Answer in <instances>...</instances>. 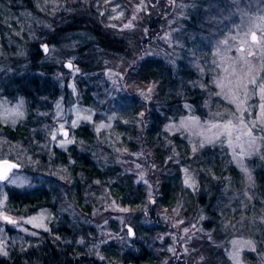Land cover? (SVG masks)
<instances>
[{
	"label": "rangeland",
	"instance_id": "obj_1",
	"mask_svg": "<svg viewBox=\"0 0 264 264\" xmlns=\"http://www.w3.org/2000/svg\"><path fill=\"white\" fill-rule=\"evenodd\" d=\"M261 18H264V0H0L1 79L4 81L13 76L11 69L15 63L19 68L16 73L21 74L27 66L25 61L33 44L40 41L38 45L44 53L42 46L48 44L49 51L45 54H49V60L59 66L54 81L60 88L54 104V115L59 124L50 130L52 142L67 148L70 142L68 128L97 121L96 134L100 135L102 144L105 143L98 146L100 156L117 161L146 189L145 203L139 209L119 205L105 192L92 201L96 206L91 217L86 219L92 231L87 242L90 253L93 252L97 260H104L103 245L122 244L129 237L135 238L138 219L142 221L139 226L143 240L149 243L163 264H249L244 255L257 246L254 237L244 233L247 227L244 219L236 226L225 225L229 233L225 237L227 245L223 246L218 235L204 228L205 214L194 213L191 218L179 221L176 218L180 212L158 206V176L152 168H147L146 150L142 147L140 135L135 138L136 150H130L121 144L117 134L110 132L116 109L121 110L128 103L139 101L147 103L143 108L152 111L151 104L157 99V90L150 86L142 92L134 82L138 76L136 70L132 69L127 76L129 68L120 60L103 55L91 63L92 58L87 53L84 63L78 65V50L89 39V30L94 28L102 35L129 43L132 57L137 55L138 45L141 46L137 41L139 38L143 56L161 58L173 67L184 58L188 65L195 67L199 78H208L214 84L218 98L206 118L195 114L182 116L175 129L192 143L193 149L223 144L229 161L240 174L238 180H233V185L236 189L240 185L247 192L253 187L254 171L264 158V131H261L264 111L260 108L264 99L258 87L249 84L247 89H238L237 84L247 83L253 76L258 82L264 77V32L255 27L257 24L264 26ZM191 24H194L192 28L189 27ZM78 25L87 28L68 29ZM253 32L256 41L252 40ZM52 41L54 44L51 45L49 42ZM189 42H193L195 48L183 51ZM67 63H72L73 68H67ZM88 63H91L90 69L85 65ZM133 84L134 92L130 90ZM86 90L92 101L88 106L84 97ZM2 94L0 90V121L14 125L24 117V104L19 98L8 100ZM65 101L69 104L67 109ZM253 121L260 127L253 128ZM136 123L141 133L143 124L141 121ZM213 124L221 127L212 128ZM224 125H228L230 135L217 138V133H225ZM249 128H253L251 136L247 134ZM12 146L0 135V157L3 155L4 159L20 166L7 180L0 181V252H6V255L14 248L27 249L41 231L49 228L52 219L49 209H41L30 216H17L9 209V192L65 179L50 166L41 173L43 165L40 161H29L30 157L21 156L27 155L25 149ZM5 149L9 154H4ZM19 159H27L29 163L21 164ZM187 176L188 181H194L192 175ZM63 187L65 200L61 214L66 213L74 221L81 214L69 198L66 186ZM244 191L239 196L233 195L231 200L232 204L241 203V212L247 209ZM252 206H249L250 211ZM33 217L37 219L28 223ZM259 217H248L256 228L260 218L262 223L264 220V216ZM38 223H43L44 227H35ZM224 254L227 259L222 261Z\"/></svg>",
	"mask_w": 264,
	"mask_h": 264
},
{
	"label": "trees",
	"instance_id": "obj_2",
	"mask_svg": "<svg viewBox=\"0 0 264 264\" xmlns=\"http://www.w3.org/2000/svg\"><path fill=\"white\" fill-rule=\"evenodd\" d=\"M193 26L191 24L189 27ZM74 27L68 29L87 28L86 25ZM89 31V39L78 50V65L84 63L87 53L92 58L91 63L103 55L120 60L129 68L127 76L132 69L136 70L138 76L134 82L142 92L150 86L157 90V99L151 104L152 111L144 109L147 103L139 101L128 103L121 110L116 109L110 132L117 134L121 144L130 150H136L135 138L140 135L142 147L146 150L144 157L147 168H152L158 176V206L163 210L180 212L176 218L179 221L191 218L190 215L194 213L205 214L204 228L218 235L223 246L227 245L225 237L229 233L225 225L236 226L239 220L244 219L247 225L244 233L254 237L257 246L244 257L249 264H264V220L262 223L260 218L264 216V158L254 171L253 187L247 192L240 185L236 189L233 180H238L240 174L229 161L223 144L193 149L192 143L175 129L182 116L195 114L206 118L209 108L215 107L218 98L214 84L208 78H199L195 67L188 65L184 58L179 59L177 66L173 67L161 58L143 56L139 38L137 41L141 46L138 45L137 55L132 57L129 43L102 35L94 28ZM39 42L29 48L25 61L27 66L21 74L16 73L19 68L15 63L11 69L13 76L4 81L0 76L3 97L8 100L19 98L25 108L24 117L16 124L0 121V135L9 140L11 148L15 145L25 149L27 155L22 157H30L29 161L32 162L40 161L43 165L41 173L50 166L65 179L9 192V209L17 216H30L41 209H49L52 219L49 228L41 231L27 249L14 248L8 255L0 252V264H163L149 243L143 240L139 226L141 219L136 221L135 238L129 237L122 244L103 245V261L97 260L93 252L90 253L87 239L92 231L86 219L91 217L96 206L92 201L105 192L119 205L139 209L144 205L147 193L143 184L137 182L131 173H126L117 161L105 160L100 156L98 146L103 141L96 134L97 121L68 128L70 142L67 148L52 142L50 130L59 124L54 115V104L60 89L54 76L59 66L49 60L50 55L41 50ZM49 43L54 44L53 41ZM193 45V42H189L183 51L195 48ZM91 63L85 64L87 69H90ZM134 87L133 84L132 92ZM65 89L68 90L67 87ZM88 92L86 90L84 94L86 106L92 103ZM64 106L67 109L69 104L65 101ZM140 121L143 124L141 133L136 123ZM6 153L8 151L5 149ZM0 159H4L3 155ZM19 162L24 165L29 163L27 159H19ZM189 174L193 176V182L187 180ZM63 186H66L69 198L81 214L74 221L66 213L61 214L65 200ZM243 191L247 195L244 201L247 209L241 212V203L232 204L231 200L233 195L239 196ZM251 204L252 211L249 210ZM251 216H260L257 228L251 224L248 218ZM226 259L224 254L221 260Z\"/></svg>",
	"mask_w": 264,
	"mask_h": 264
},
{
	"label": "snow or ice",
	"instance_id": "obj_3",
	"mask_svg": "<svg viewBox=\"0 0 264 264\" xmlns=\"http://www.w3.org/2000/svg\"><path fill=\"white\" fill-rule=\"evenodd\" d=\"M261 20L264 21V18H261ZM130 26H131V25H126V27H130ZM255 27L260 28L261 31L264 32V26H262L261 24H257V25H255ZM256 39H257L256 34H255V32H253V33H252V40H253V41H256ZM223 43H226V41L223 42ZM44 48H45V51L48 50V49H47V46H44ZM238 51H239V49H238ZM218 54H219V53H218ZM251 55H252V53L249 52V56H251ZM224 70H225L226 72L228 71L227 68H225ZM234 72H235V69H233V73H234ZM218 83H220V86H221V87L224 86L222 82H218ZM249 84H251V85H253V86H255V87H258L259 90H260L261 98L264 99V77H260V78H259V82H258V78L255 77V76H253L251 79H249V80L247 81V83H244V82H238L237 87H238V89H247ZM246 98H247V97H246ZM260 108H261L262 111H264V103H262V104L260 105ZM241 122H243V121H241ZM230 123H231V122H229V124H230ZM252 125H253V128H254V127H260V124L257 123L256 121H253V122H252ZM211 127H212V128H218V127H221V126H220V125H217V124H213ZM223 127L225 128V133H217V134H216V135H217V138H218L220 135H223V134L230 135V133L227 132L228 125H224ZM253 128H249V129H248V133H247V134H248L249 136H251V133H252V131H253ZM261 131H264V127L261 128ZM262 139H264V138H262ZM4 163H5V165H6V171L11 170L12 168H15V167H16V165L8 164L7 162H4ZM6 171H0V181L7 180V179H8V177H7V175H6ZM249 179H251V177H249ZM4 219H5V220H8L9 218H8V217H4ZM35 219H37V217H33V218H31V219L28 221V223H32V221L35 220ZM10 222H12V223H16L15 221H10ZM35 227H44V225H43V223H38V224L35 225ZM233 243L235 244L236 242L233 241ZM3 254L6 255L7 253L4 252Z\"/></svg>",
	"mask_w": 264,
	"mask_h": 264
},
{
	"label": "water",
	"instance_id": "obj_4",
	"mask_svg": "<svg viewBox=\"0 0 264 264\" xmlns=\"http://www.w3.org/2000/svg\"><path fill=\"white\" fill-rule=\"evenodd\" d=\"M44 46H47V51H45V53H48V51H49V47H48V44H44L42 47L44 48ZM45 49V48H44ZM66 67L67 68H69V69H72L73 68V64L72 63H67L66 64ZM4 162H7L8 164H13V165H16V167L15 168H12L11 170H8V171H6V165H5V163ZM20 166L16 163V162H14V161H12V160H10V159H1L0 160V171H6V175H7V177H9V175L11 174V172L12 171H14L15 169H18ZM4 181V180H3Z\"/></svg>",
	"mask_w": 264,
	"mask_h": 264
}]
</instances>
